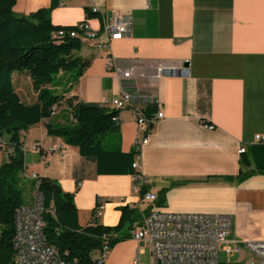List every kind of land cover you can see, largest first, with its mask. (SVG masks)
<instances>
[{"label":"crops","instance_id":"0c3cea01","mask_svg":"<svg viewBox=\"0 0 264 264\" xmlns=\"http://www.w3.org/2000/svg\"><path fill=\"white\" fill-rule=\"evenodd\" d=\"M51 5L52 0H17L14 11L29 15ZM94 8L99 14L88 19L87 10ZM127 15L133 19L129 36L111 42L108 50L92 41L82 44L78 56L88 67L79 80L72 83L62 73L56 78L59 86L46 87L110 108L133 87L146 113L160 99L164 119L147 133L139 162L148 190L158 199L163 196L153 206L174 215L228 216L231 240L264 241V142L255 138L264 136V0H58L51 21L60 28L87 22L100 33L105 24ZM109 53L120 68H133L129 86L107 71ZM159 62L188 73L155 79L151 70ZM141 73L147 77L140 79ZM15 84L30 87L25 98ZM13 86L22 101L36 103L28 74L16 78L14 73ZM119 118V129L104 137L102 146L129 154L144 133L131 110L120 111ZM54 120L62 122L64 114L58 111ZM47 122L21 133L32 157L23 178L50 179L73 194L81 227L90 223L98 204L103 207L98 224L108 227L118 225L120 207L151 206L132 192L134 176L98 175L95 160L48 135ZM35 143L39 150H33ZM11 154L9 148L0 154V166ZM139 246L128 240L111 254L135 264L131 253Z\"/></svg>","mask_w":264,"mask_h":264},{"label":"trees","instance_id":"16d2710c","mask_svg":"<svg viewBox=\"0 0 264 264\" xmlns=\"http://www.w3.org/2000/svg\"><path fill=\"white\" fill-rule=\"evenodd\" d=\"M16 4L17 0H0V147L12 150L0 166V264L14 263L15 214L27 205L23 198L26 184L42 195L44 235L61 259L75 264H105L101 258L104 246L108 244L111 251L117 244L132 240L141 212L130 206L120 207L118 225L108 227L98 224L95 209L90 223L81 227L73 194L64 192L50 179L38 178L37 184L33 178L29 182L23 178L27 154L21 133L48 121L45 125L48 135L61 138L66 145L78 148L82 157L95 160L98 175L134 176L136 152L123 154L102 146L104 137L119 129L115 118L120 111L62 93L56 95L54 89L46 87L62 73L69 74L70 82L75 83L88 67L78 56L82 43L68 34L78 30L52 24L51 13L58 0H52L50 8L29 15L16 14ZM87 14L88 19L98 15L89 10ZM60 29L66 31L65 37L54 38ZM24 71L38 94L36 103L31 105L21 100L13 86V74ZM128 92L137 95L133 87ZM58 111L64 114L62 122L54 120ZM156 113L155 105L147 110L148 117ZM162 200L160 196L158 203Z\"/></svg>","mask_w":264,"mask_h":264},{"label":"built area","instance_id":"2783aa9c","mask_svg":"<svg viewBox=\"0 0 264 264\" xmlns=\"http://www.w3.org/2000/svg\"><path fill=\"white\" fill-rule=\"evenodd\" d=\"M93 14H99V9L94 8ZM68 34L71 38H77L82 44L89 41L94 42L100 50H108L111 42L120 41L129 36L133 29L132 16L127 15L105 24L102 31H93L87 22L80 23ZM64 29L58 30L53 37L62 39L65 37ZM101 35L106 37V42H100ZM106 69L115 73L122 81L124 88L129 86L128 82L134 77L133 68L122 69L118 66L117 59L109 53L106 60ZM188 69H181L175 65L164 62L156 63L151 70V76L155 79L162 77H174L179 74H187ZM140 79H145L147 75L141 73ZM111 108L117 111L131 110L136 117L137 123L144 133V138L136 141L134 151L136 161L133 169L134 175L132 192L137 194L139 201L149 203L151 206L141 212V220L132 232L131 239L150 249L152 264H221L220 253H225L230 259L239 254L242 264H264V241L260 242H240L230 239L233 228V220L228 216L209 215H174L160 211L153 204L158 200V196L148 190V178L139 173V162L142 161L143 148L148 144L149 133L153 124L164 119L162 111V101L155 98L153 104L157 108V113L148 117L145 109L140 104L138 96H134L125 90L123 94L113 99ZM56 110V109H54ZM115 121L120 122L116 117ZM257 142H264V136L257 135ZM33 150H39L40 144L35 143ZM246 149H240L239 153L244 154ZM33 179H39L34 176ZM147 190V191H145ZM145 191V192H144ZM102 205L97 208L95 218L101 214ZM43 198L37 188L34 192V200L31 205H24L17 209L15 214V235L13 239L14 263L13 264H75L61 259L58 251L47 243L44 235L45 224L42 219ZM110 251L108 244L102 251V259H105ZM144 250L136 253L135 264H140V255ZM228 264H231L228 262Z\"/></svg>","mask_w":264,"mask_h":264},{"label":"rangeland","instance_id":"374dc122","mask_svg":"<svg viewBox=\"0 0 264 264\" xmlns=\"http://www.w3.org/2000/svg\"><path fill=\"white\" fill-rule=\"evenodd\" d=\"M27 72H15L16 78L18 77H23L24 75H26ZM61 83L55 78L52 82V85L55 86H59ZM15 87L17 89H19V93L21 94V96L23 98H25V91L27 90V88L30 90L29 86H24V87H18L15 84ZM61 94L60 92L56 91V95ZM5 153V149L3 147H0V154H4ZM32 160V157L30 155L27 156L26 161L27 163H30ZM24 183V180L22 181ZM27 187L24 188V201L27 205H31L33 203L34 200V191L31 189L30 185L26 184ZM127 242V241H124ZM121 242V243H124ZM138 250H144V253L140 255V264H152V258H151V252L150 249L145 245V243H141V245L137 248L134 247L133 252L131 253V258L133 259V261H135L136 259V251ZM113 250L108 252L107 257L104 259V263L105 264H126V262L124 260H122L120 258V256L117 258L116 255H112ZM127 254V252L125 253V255ZM127 258V257H126ZM124 258V259H126ZM241 261V256L239 254L232 256L230 259L228 258V256L225 253H220V263L221 264H228V262H230L231 264H242L240 263Z\"/></svg>","mask_w":264,"mask_h":264}]
</instances>
